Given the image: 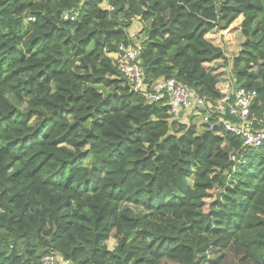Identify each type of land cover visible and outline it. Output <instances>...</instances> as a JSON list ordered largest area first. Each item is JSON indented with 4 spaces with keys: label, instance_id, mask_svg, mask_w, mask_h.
I'll list each match as a JSON object with an SVG mask.
<instances>
[{
    "label": "trees",
    "instance_id": "obj_1",
    "mask_svg": "<svg viewBox=\"0 0 264 264\" xmlns=\"http://www.w3.org/2000/svg\"><path fill=\"white\" fill-rule=\"evenodd\" d=\"M239 17L232 83L264 123V0H0V264H264V144L174 120L110 57L137 20L148 84L215 105L227 61L206 36Z\"/></svg>",
    "mask_w": 264,
    "mask_h": 264
},
{
    "label": "built area",
    "instance_id": "obj_2",
    "mask_svg": "<svg viewBox=\"0 0 264 264\" xmlns=\"http://www.w3.org/2000/svg\"><path fill=\"white\" fill-rule=\"evenodd\" d=\"M112 56L118 72L130 84V90L143 96L149 104L169 106V114L174 120L188 123L193 117H199L200 123L207 125L209 131L219 128L239 136L246 150L263 146L264 123L251 115L256 92L239 89L210 105L176 79H158L148 84L138 60V46L120 45ZM226 116L229 119H225ZM59 261L68 264L57 253L48 254L42 259V264H58Z\"/></svg>",
    "mask_w": 264,
    "mask_h": 264
},
{
    "label": "rangeland",
    "instance_id": "obj_3",
    "mask_svg": "<svg viewBox=\"0 0 264 264\" xmlns=\"http://www.w3.org/2000/svg\"><path fill=\"white\" fill-rule=\"evenodd\" d=\"M102 9H108L110 8L109 5L103 1L101 6ZM243 18L239 17L230 28L223 32H212L206 36V39L209 40L212 44L215 46H218L222 48L225 58L227 61V64H225L223 61L216 62L214 64H211V68L214 69V73L217 74L220 78V84L218 88L221 90V92L224 93H231L234 92L233 83L234 80L232 79V75L230 72V62L234 56L237 55L239 52V48L242 43H244V37L241 35L240 32V24L242 22ZM134 26V27H133ZM133 26L129 30V36L132 38V41L139 45V41L143 38L142 33V26L139 21H134ZM113 58V56L111 55ZM253 71H256L254 69ZM195 125L198 128V132H201V125L198 123V120H193ZM214 199H208L206 202L209 204ZM204 210H206V207H204ZM116 246V243L114 240H109L107 242V247L109 250H113ZM61 264V261H59ZM58 262V264H59ZM162 264H177L171 261H163ZM203 264H249L246 261L243 260V254L239 253L236 250H225L220 252H212L209 253L208 258L204 261Z\"/></svg>",
    "mask_w": 264,
    "mask_h": 264
},
{
    "label": "crops",
    "instance_id": "obj_4",
    "mask_svg": "<svg viewBox=\"0 0 264 264\" xmlns=\"http://www.w3.org/2000/svg\"><path fill=\"white\" fill-rule=\"evenodd\" d=\"M134 27V26H133Z\"/></svg>",
    "mask_w": 264,
    "mask_h": 264
}]
</instances>
